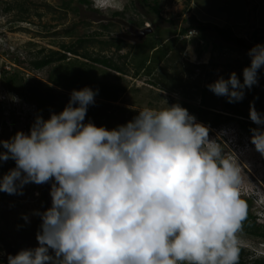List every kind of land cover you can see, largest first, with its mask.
I'll use <instances>...</instances> for the list:
<instances>
[{"label": "clouds", "instance_id": "clouds-1", "mask_svg": "<svg viewBox=\"0 0 264 264\" xmlns=\"http://www.w3.org/2000/svg\"><path fill=\"white\" fill-rule=\"evenodd\" d=\"M89 1L97 10L108 6ZM185 54L195 59L190 45ZM247 55L242 83L233 71L207 88L241 101L258 84L264 43ZM97 94L73 89L62 111L37 115L27 133L0 140V161L15 162L0 177V192L22 195L29 183H51V206L32 213L41 220L37 246L8 254L7 264H238L239 196L257 199L261 188L248 195L240 185L242 164L220 137L231 129L212 139L179 103L141 108L111 129L97 126L85 122ZM249 119L261 127L243 139L263 162L264 113L250 103Z\"/></svg>", "mask_w": 264, "mask_h": 264}, {"label": "rangeland", "instance_id": "rangeland-1", "mask_svg": "<svg viewBox=\"0 0 264 264\" xmlns=\"http://www.w3.org/2000/svg\"><path fill=\"white\" fill-rule=\"evenodd\" d=\"M107 1L106 8L97 10L91 1L92 5H80L79 0H0V140H8L17 131L27 133V124H32L37 115L47 119L51 113L62 111L70 92L88 86L87 81L98 92L104 86L119 94L116 101L95 97L85 122L91 120L97 126L111 129L131 120L141 108H165L173 103L191 109L189 112L195 115L192 109L199 106L202 89L233 71L243 82V68L250 64L248 50L264 43V0H157L160 18L142 0ZM153 1L149 0L150 4ZM197 22L221 28L230 26L236 37L245 39L247 47L226 42L214 31L205 37L195 30L181 35L183 28ZM182 40H186L184 50ZM79 41L83 42L81 47L77 46ZM72 44L80 53L112 58L125 72L70 53L64 62L39 70L33 67L37 58L51 51L64 52L62 46ZM189 45L194 60L185 54ZM165 49L169 50L167 58L175 55L173 60L161 57L160 52ZM56 75L61 76L58 82L62 88L50 81ZM75 77L82 78L80 83L74 81ZM258 78V84L245 89L240 101L247 113L250 103L264 113V103L254 100L264 92V68L258 70ZM227 128L231 129L227 141L220 136L219 129H210L209 137L220 136L226 143L224 148L229 147L242 164L240 185L245 186L248 195L255 185L262 189L257 199L239 196L245 200L248 212L256 217V223L262 225L263 156L243 139L248 134L244 129L240 132L235 124H229L221 130ZM13 167L15 162L11 159L0 161V177ZM50 187V182L29 183L22 195L0 192V260L37 246L41 220L32 213L51 206ZM23 214L28 215V221L22 218ZM236 239L246 260L264 258V240L248 234L242 225Z\"/></svg>", "mask_w": 264, "mask_h": 264}, {"label": "trees", "instance_id": "trees-1", "mask_svg": "<svg viewBox=\"0 0 264 264\" xmlns=\"http://www.w3.org/2000/svg\"><path fill=\"white\" fill-rule=\"evenodd\" d=\"M142 1L147 7H151V10H153L156 16L160 18V9H159V4L157 0H154L153 4H150L149 0H142ZM79 3L80 5H91V2L89 0H79ZM102 27L106 29L108 28V26L105 24H102ZM191 30H195L199 32V34H201V36H204V37L205 35H207L208 32L214 31L226 42L234 43L235 45H238L242 48L247 47L245 39L236 37L230 26L221 28L217 25L197 22L195 25L192 24L188 26L187 28H183L180 31V33L181 35H187V33ZM144 41L145 40H143V46L145 45ZM82 43L83 42L79 41V44L77 46L81 47ZM77 46L75 44H72L69 46H62V49L64 52L51 51L48 55L34 60L32 62V65L35 69L39 70L53 63L66 61L68 59L67 53H70L76 56L83 57L85 59H89L96 64L116 70L118 72H125V68L123 66L115 64L112 58H108L106 56L92 57L86 52L80 53L77 50L78 49ZM185 46H186V40H182L181 50H184ZM119 47L120 46H118V48ZM168 51H169L168 49H165L160 52L161 57L162 58L164 57L165 60L168 57ZM173 57H175V55L167 58L166 61L173 60L172 59ZM197 67L201 68L202 66H197ZM166 73L167 72H164L162 73V75L165 77L167 75ZM189 73H192V71ZM60 77L61 76L56 75V77H52L50 81L53 85L62 88L61 83L58 82V78ZM224 78L227 79L228 77H224ZM81 79L75 77L74 81L79 82ZM85 83H87L88 86L91 87L90 85L92 83L89 84L90 82L88 83V81ZM153 83L156 84L155 82ZM103 88L105 89L101 92H98V94L95 97L105 98L108 101L118 100L119 94L115 93L114 89L106 88L104 86ZM45 89H47L46 86H45ZM254 100L259 104L264 103V92L254 97ZM242 104L243 102H240V101L235 102V103H228L226 97L217 96L213 92H211L209 89L204 88L200 92L199 106L197 108H193L192 111L195 113L196 119L202 122L203 124L209 126V129H220L229 124H235L239 128L244 129L246 133H248V135H252L250 129L261 127V126H257L249 119V113H247L246 111L242 109L241 107ZM189 111H191V109ZM30 126L31 124H27L26 126L27 131L29 130ZM243 203L245 207L243 209V219L241 220L242 228L248 234L259 237L264 240V224L262 225L257 224L256 217L250 214L248 210L246 209L245 200H243ZM238 248H239L238 264H264V258H259V259H255L252 261L246 260L243 249L241 247H238ZM0 264H7V260H0Z\"/></svg>", "mask_w": 264, "mask_h": 264}, {"label": "snow or ice", "instance_id": "snow-or-ice-1", "mask_svg": "<svg viewBox=\"0 0 264 264\" xmlns=\"http://www.w3.org/2000/svg\"><path fill=\"white\" fill-rule=\"evenodd\" d=\"M240 215H243V209L240 210Z\"/></svg>", "mask_w": 264, "mask_h": 264}, {"label": "bare ground", "instance_id": "bare-ground-1", "mask_svg": "<svg viewBox=\"0 0 264 264\" xmlns=\"http://www.w3.org/2000/svg\"><path fill=\"white\" fill-rule=\"evenodd\" d=\"M242 189L241 188H239V191H241Z\"/></svg>", "mask_w": 264, "mask_h": 264}]
</instances>
